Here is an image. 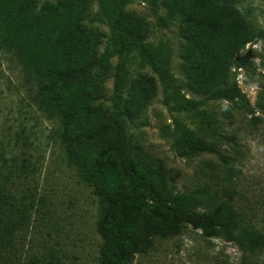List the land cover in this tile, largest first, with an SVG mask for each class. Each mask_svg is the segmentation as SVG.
<instances>
[{"label": "rangeland", "instance_id": "rangeland-1", "mask_svg": "<svg viewBox=\"0 0 264 264\" xmlns=\"http://www.w3.org/2000/svg\"><path fill=\"white\" fill-rule=\"evenodd\" d=\"M10 1L0 0V188L23 202L25 216L12 236L17 256L6 264H102L105 239L99 232V199L68 156L61 138L64 133L61 114L45 109L42 106L45 98L40 93L45 78L40 73L47 62H54L57 56L68 59L66 55L71 52L63 46L55 49L51 46L55 37L50 28L44 29L48 43L45 53L38 46H30L27 47L30 52L25 50L22 54L16 44H11L20 41L17 36L20 29L1 10ZM57 1L36 0L31 13L25 15L28 18L38 15L44 6ZM84 3L87 9L80 16L81 24L102 33L96 50L100 58L109 62L107 71L94 68L99 77L98 105L102 109L114 106L117 50L122 44V36L114 32L111 19L104 13L107 7L144 17L147 36L143 41L148 49L170 51L166 79L172 83L163 79L162 73L137 47L127 54L122 71L124 100L128 98V89L139 100L143 99L145 89L153 87L155 91L135 118L126 117L130 142L140 145L148 157L144 165L155 173L169 171L172 181H168L177 192L208 189L220 193L224 186L233 188L230 203L241 224L264 233V122L253 125L250 110L239 100L208 101L187 110L175 99L184 96L199 101L200 97L179 81L184 77L180 65L181 16L172 14L162 0H84ZM233 4L256 29L264 30V0H233ZM248 56L245 65H233L231 81L246 95L255 115L264 119V110L256 106L264 84V37L246 44L237 59ZM35 67L41 69L39 73ZM71 89L77 90L75 85ZM201 111L216 118V130L222 135L218 137L219 148L236 158L240 173L229 184L221 179L216 153L188 158L180 157L175 150V137L181 133L211 136V130L198 114ZM87 120L92 125L98 124L93 113ZM224 135H234L238 146L226 142ZM79 154L89 161L88 151L79 149ZM106 177L123 190L115 173ZM127 264H264V249L247 256L234 243L223 238H206L200 230L187 225L178 235H154L150 246L136 252Z\"/></svg>", "mask_w": 264, "mask_h": 264}, {"label": "trees", "instance_id": "trees-1", "mask_svg": "<svg viewBox=\"0 0 264 264\" xmlns=\"http://www.w3.org/2000/svg\"><path fill=\"white\" fill-rule=\"evenodd\" d=\"M10 2L1 10L20 29L17 30L20 41L11 44H16L22 54L26 53L25 50L30 52L27 49L30 46H38L45 53L48 43L44 38V29L50 28L55 37L51 46L54 49L63 46L71 52L66 55L68 59L62 60L66 57L57 56L54 62H47L40 73L45 76L40 93L45 98L42 106L50 109L52 114H61L64 125L61 138L68 156L82 178L93 186L99 199V232L105 239L101 248L102 264H127L136 252L150 246L154 235H178L187 225L200 230L206 238H223L234 243L247 256L256 255L264 249V233L242 225L240 216L231 205L235 192L233 188L224 186L220 193L208 189L177 192L170 186V172L163 170V173H155L150 170L144 165L148 157L140 145L130 142L126 117L135 118L155 91L153 87L145 89L143 99L139 100L133 96L132 89H128V98L124 100L122 94L126 86L122 71L127 54L137 47L162 73L165 81L169 74L170 51L164 48L151 52L143 41L147 36L144 17L111 7L104 11L111 19L114 32L122 36V44L117 50L119 60L115 72L114 106L104 110L98 105L100 89L95 69L101 67L107 71L109 62L100 58L96 50L102 33L81 24L80 16L87 9L84 0H58L29 18L25 13H31L36 0ZM162 2L172 14L181 16L180 65L184 77L179 81L182 87L200 97L199 101L185 99L184 96H180V100L175 99L187 110L208 101L239 100L250 110L253 125L264 122L262 117L255 115L256 111L246 95L231 81L233 65H240L237 56L241 49L263 38L264 30L256 29L249 23L233 0ZM132 23H135L134 27H131ZM33 69L38 73L41 70L37 67ZM73 85L77 88L75 92L71 89ZM174 92L178 93L177 90ZM256 106L264 110V84H261ZM91 113L97 115L98 124L88 122L91 120H87V116ZM198 114L202 115V121L211 130L210 138L181 133L175 137V150L180 157L188 158L202 153H216L220 160L221 179L229 184L240 173L236 158L219 148L218 137L222 135L216 130V118L207 111ZM223 138L238 146L234 135H224ZM79 149L88 151L89 161L79 154ZM111 172L115 173L123 190L108 181L106 174ZM6 191L0 188L2 264L17 256L12 236L25 216L23 202Z\"/></svg>", "mask_w": 264, "mask_h": 264}, {"label": "water", "instance_id": "water-1", "mask_svg": "<svg viewBox=\"0 0 264 264\" xmlns=\"http://www.w3.org/2000/svg\"><path fill=\"white\" fill-rule=\"evenodd\" d=\"M249 56L248 57H239L238 58V61H239V64L240 65H245L246 61L248 60Z\"/></svg>", "mask_w": 264, "mask_h": 264}]
</instances>
